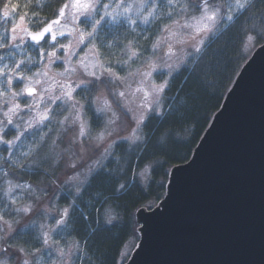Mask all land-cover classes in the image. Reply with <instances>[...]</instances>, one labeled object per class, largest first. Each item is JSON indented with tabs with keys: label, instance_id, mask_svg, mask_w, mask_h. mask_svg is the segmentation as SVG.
<instances>
[{
	"label": "clouds",
	"instance_id": "clouds-1",
	"mask_svg": "<svg viewBox=\"0 0 264 264\" xmlns=\"http://www.w3.org/2000/svg\"><path fill=\"white\" fill-rule=\"evenodd\" d=\"M262 54L264 0H0V264H134Z\"/></svg>",
	"mask_w": 264,
	"mask_h": 264
},
{
	"label": "water",
	"instance_id": "water-1",
	"mask_svg": "<svg viewBox=\"0 0 264 264\" xmlns=\"http://www.w3.org/2000/svg\"><path fill=\"white\" fill-rule=\"evenodd\" d=\"M224 103L161 207L141 211L134 264H264V54Z\"/></svg>",
	"mask_w": 264,
	"mask_h": 264
},
{
	"label": "trees",
	"instance_id": "trees-1",
	"mask_svg": "<svg viewBox=\"0 0 264 264\" xmlns=\"http://www.w3.org/2000/svg\"><path fill=\"white\" fill-rule=\"evenodd\" d=\"M14 6H15V4H14ZM221 103H222V101H221ZM217 109H218V108H217ZM217 109H216V110H217ZM209 122H210V121H209ZM197 142H198V141H197ZM196 144H197V143H196ZM196 144L193 145V149H194V147H195ZM193 149H192V151H193ZM190 156H191V155H190ZM190 156L188 157V159L190 158ZM188 159L175 161V162H174V165H176V164H180V163H183V162L187 161Z\"/></svg>",
	"mask_w": 264,
	"mask_h": 264
}]
</instances>
